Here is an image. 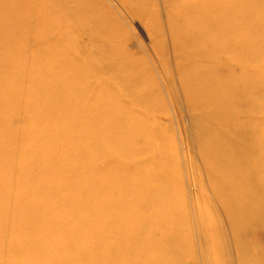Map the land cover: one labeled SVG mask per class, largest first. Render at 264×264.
I'll list each match as a JSON object with an SVG mask.
<instances>
[{
  "label": "bare ground",
  "instance_id": "1",
  "mask_svg": "<svg viewBox=\"0 0 264 264\" xmlns=\"http://www.w3.org/2000/svg\"><path fill=\"white\" fill-rule=\"evenodd\" d=\"M116 3L145 21L150 49L126 48L103 0H0V264H264V0H164L187 104L206 114L195 124L211 182L230 223L256 225L252 242L232 233L236 263L217 250L224 232L197 200L191 156L172 176L174 153L151 157L177 103L156 2ZM84 28L99 53L74 51Z\"/></svg>",
  "mask_w": 264,
  "mask_h": 264
},
{
  "label": "rangeland",
  "instance_id": "2",
  "mask_svg": "<svg viewBox=\"0 0 264 264\" xmlns=\"http://www.w3.org/2000/svg\"><path fill=\"white\" fill-rule=\"evenodd\" d=\"M103 1L107 3L109 7L110 5L112 6L110 8L115 12L116 16L119 19V32L125 40L124 45H126V48L132 52H137L138 54L140 52H145L147 49H150V47L148 46L149 41L147 39L148 33L146 31L145 21L140 17L137 18V15H133L132 13L126 12V10H123L120 6H117L118 5L116 3L117 0H103ZM155 2H156V7L158 9V13H157L158 22L160 23L163 32L162 47L156 50L157 52L162 53V62L164 64V68L166 71V73L164 72L161 75V77L168 80L169 87L171 89V92H173L174 97L177 100V103L173 97H170V100L167 98V100L169 101L168 115L169 114L170 115L163 118L162 121L163 128L160 127L159 129H155L154 133H157V135L154 136L155 137L154 144L157 145L156 147H159L160 149L153 151L151 157L152 159H154L153 162L155 164L163 165L164 161L167 158L165 157L167 151L168 153L170 152L174 153L175 154V155L173 154L174 161L172 160L173 163L171 164L167 161V164L171 166L167 165V168H165L161 172V174L164 176H172L171 173L170 174L168 173L169 168L173 170L174 167L178 168L179 166L181 167H183V165L186 166V163L183 161L182 157L184 154L186 158L189 155L191 156L192 165L197 171V177H198L197 182L194 183V189L200 193V198H201V199L200 198L198 199L196 198V199L198 200L199 203L204 202L205 204L204 207H206V209L210 212L212 216L219 217L218 219L221 222L222 230L225 233V234L224 233L221 234L222 238H220V240L218 239L219 246L217 247V250L220 251L225 244L230 245L232 251L231 254L229 255L230 256L229 258L231 259L232 262L236 263L235 257H236L237 248L235 246L236 243L234 245V248L232 247L233 245L231 244L233 242V240L231 239L232 233H233V239L236 240L237 236L235 235V233L237 234V232L240 231L239 234L241 238L243 235L241 231L243 230L242 232H244V236L245 237L247 236L252 242V239L256 237L253 235L254 230L256 229V225H254V223H249L248 221L243 227L241 226L242 228L241 227L239 228L240 225L234 226L232 223H230L227 217V210H225L222 201H220V196H219L220 194L217 188L215 187V185L211 182L210 173L207 167H205L203 158L201 156L202 146L200 145V136L203 134V132L195 124L196 119H201L202 117L206 118V114L201 113L200 111L201 109L200 110L197 109L196 111L193 107L187 104L186 95H185L186 91L184 87L185 81H184V77L180 74L179 71L180 67L184 64V58L181 57L176 51L175 43L171 33L172 31H170L171 27L169 25V19H167V15L165 12L164 0H155ZM73 5H74L73 3H70L71 9L73 8ZM56 10L62 11L63 8L60 6L57 7ZM59 22L60 24H65V23L70 24L71 21L68 18L65 19V21L64 19H62ZM71 35L73 36V38H78L79 40H83V45L79 46V48L78 46H76V42H75V46H73L74 51H77V53H81V51L83 50H85L89 54L99 53L98 45L94 43L93 41L94 38L89 28H84L82 31L81 30L73 31L71 32ZM146 43H148V45ZM153 51L154 50H152V52ZM156 51H154L153 53H155ZM223 70L224 69H218V72L220 71L219 74H221V76L225 75V70L224 71ZM152 72L155 71L152 70ZM112 81L113 82H111V84L113 86L119 84V81L117 80H112ZM141 84H143V78H140L137 82L131 84V88L132 89L135 87L137 88L138 85L140 86ZM129 97L130 96H127L125 98L128 100ZM129 100H132V98ZM128 104H130L133 107H136V105L133 104V100L131 102H128ZM176 104L178 105V107L176 106ZM137 108L138 107H136V109ZM210 111H212V109H210ZM147 115L150 116L149 118L154 119L155 117H158L160 114L153 111V112H148ZM209 115L212 116L215 115V113H211ZM160 130L169 131L170 133V138H167V142L170 145H168L164 149L161 148V146L164 145L163 142L164 140L159 134ZM138 139H137L138 141L137 146L143 149L145 147V142L142 140V138H138ZM172 143L175 144V146ZM170 146H174V148H171ZM189 177L190 176L187 174L184 175L185 179L189 180ZM164 186H167L168 190H173V191H178L179 189H181V187L178 184L176 185V182ZM195 216L199 222L202 223L206 222V218H202L200 214H196ZM254 245H256L258 248L263 247L256 243H254ZM192 261H193L192 259L183 257L180 260V263L192 264ZM199 263L203 264L202 261Z\"/></svg>",
  "mask_w": 264,
  "mask_h": 264
}]
</instances>
